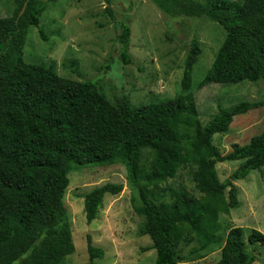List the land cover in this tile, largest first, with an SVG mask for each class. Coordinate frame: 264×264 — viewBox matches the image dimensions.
<instances>
[{
	"label": "trees",
	"instance_id": "16d2710c",
	"mask_svg": "<svg viewBox=\"0 0 264 264\" xmlns=\"http://www.w3.org/2000/svg\"><path fill=\"white\" fill-rule=\"evenodd\" d=\"M13 1L14 15L0 17V264H62L75 251L64 204L70 172L116 162L126 167L131 205L145 218L142 232L157 251L155 264H178L182 240L196 241L199 251L220 244L217 264H253L259 253L247 248L242 227H232L221 242L219 216L240 205L234 181L264 165V130L245 145L234 144L227 154L212 139L227 132L236 116L264 106V99L218 105L203 123L192 88L202 53L194 39L176 96L138 108L124 95L111 101L94 81L25 61L28 28L40 26L50 0ZM152 1L168 15L205 17L224 29L225 38L199 86L264 79V0ZM106 12L113 16L111 8ZM117 23L121 59L132 62L131 28ZM144 148L151 150L148 167L142 161ZM226 160L242 162L221 181L216 163ZM188 166L199 196L161 186ZM122 190V184L106 183L87 193L86 222L97 218L106 194ZM248 243L264 244V233L253 228ZM87 249L90 264L104 256L90 235Z\"/></svg>",
	"mask_w": 264,
	"mask_h": 264
},
{
	"label": "rangeland",
	"instance_id": "374dc122",
	"mask_svg": "<svg viewBox=\"0 0 264 264\" xmlns=\"http://www.w3.org/2000/svg\"><path fill=\"white\" fill-rule=\"evenodd\" d=\"M107 7L112 9L113 16L106 12ZM14 12L13 0H0V17L13 16ZM121 21L131 28L128 55L132 62L123 63L121 59L116 40L117 22ZM224 38V29L217 22L181 13L168 15L152 0H111L110 3L50 0L41 15L40 26L28 28L24 59L27 63L52 68L64 77L94 81L111 101L116 95H124L138 108L180 93L185 61L193 40L197 39L202 53L193 69L192 88L201 120L207 123L218 112V105L229 107L240 101L264 99V79L235 85L199 86ZM263 130L264 106H261L236 116L229 130L215 134L212 142L221 154H227L234 144L245 145ZM150 158L151 150L144 148L142 161L147 167ZM241 162L218 161L216 169L220 180L228 178ZM69 179L64 204L75 251L62 264H90L88 235L94 245L104 250V256L95 264H155L157 251L151 238L142 232L145 218L132 208V191L122 162L73 170ZM106 183L122 184L123 190L116 195L106 194L97 218L88 224L84 197ZM234 184L239 189L240 205L229 214H220L221 242L224 243L232 227H242L247 248L259 253L253 264H264V244L248 243L253 228L264 233V165ZM168 185L199 196L190 166L180 169L174 178L161 184L162 187ZM166 200L172 198L167 196ZM198 249L196 241H180L178 250L182 258L178 264H217L221 256L220 244L210 251Z\"/></svg>",
	"mask_w": 264,
	"mask_h": 264
},
{
	"label": "water",
	"instance_id": "95a60500",
	"mask_svg": "<svg viewBox=\"0 0 264 264\" xmlns=\"http://www.w3.org/2000/svg\"><path fill=\"white\" fill-rule=\"evenodd\" d=\"M25 5H26V4H25ZM24 9H25V6L22 8V10H21L20 14H22V13H23Z\"/></svg>",
	"mask_w": 264,
	"mask_h": 264
}]
</instances>
